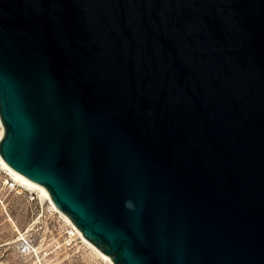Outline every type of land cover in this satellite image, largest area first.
I'll list each match as a JSON object with an SVG mask.
<instances>
[{"label":"water","instance_id":"water-1","mask_svg":"<svg viewBox=\"0 0 264 264\" xmlns=\"http://www.w3.org/2000/svg\"><path fill=\"white\" fill-rule=\"evenodd\" d=\"M0 121L113 264H264V0H0Z\"/></svg>","mask_w":264,"mask_h":264},{"label":"rangeland","instance_id":"rangeland-1","mask_svg":"<svg viewBox=\"0 0 264 264\" xmlns=\"http://www.w3.org/2000/svg\"><path fill=\"white\" fill-rule=\"evenodd\" d=\"M71 229L38 193L0 182V264H108Z\"/></svg>","mask_w":264,"mask_h":264},{"label":"bare ground","instance_id":"bare-ground-1","mask_svg":"<svg viewBox=\"0 0 264 264\" xmlns=\"http://www.w3.org/2000/svg\"><path fill=\"white\" fill-rule=\"evenodd\" d=\"M0 126L2 128L0 132V139L3 137L4 130L2 123L0 121ZM0 162L4 166L6 170H8L11 174V176L14 178V180L17 182V184L29 191L36 192L39 194L41 200L48 201L56 213H58L74 230V232L79 236V238L83 241L84 244H86L89 248H91L103 261H105L108 264H113L112 260L110 258H106L92 243H90L83 234L78 230L76 226L70 221V219L65 216L53 203L49 193L41 186H37L34 184H31L27 179H25L21 174L17 173L13 169H11L3 160L1 154H0Z\"/></svg>","mask_w":264,"mask_h":264},{"label":"built area","instance_id":"built-area-1","mask_svg":"<svg viewBox=\"0 0 264 264\" xmlns=\"http://www.w3.org/2000/svg\"><path fill=\"white\" fill-rule=\"evenodd\" d=\"M0 182L7 189L12 190L20 187L17 184V182L14 180V178L11 176L10 172L4 168L1 162H0ZM69 235L75 236V232L73 228L70 230Z\"/></svg>","mask_w":264,"mask_h":264}]
</instances>
